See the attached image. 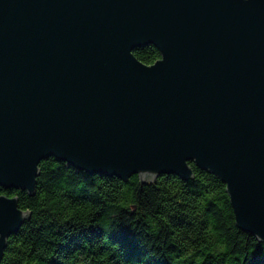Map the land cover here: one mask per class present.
I'll return each instance as SVG.
<instances>
[{
    "label": "water",
    "instance_id": "water-1",
    "mask_svg": "<svg viewBox=\"0 0 264 264\" xmlns=\"http://www.w3.org/2000/svg\"><path fill=\"white\" fill-rule=\"evenodd\" d=\"M48 158L143 183L192 163L264 244V0H0V189L33 196ZM28 216L0 195V262Z\"/></svg>",
    "mask_w": 264,
    "mask_h": 264
},
{
    "label": "trees",
    "instance_id": "trees-1",
    "mask_svg": "<svg viewBox=\"0 0 264 264\" xmlns=\"http://www.w3.org/2000/svg\"><path fill=\"white\" fill-rule=\"evenodd\" d=\"M133 55L146 65L159 58L151 45ZM189 165V181L143 183L41 161L33 196L0 189L29 214L0 264H264V244L236 226L226 186Z\"/></svg>",
    "mask_w": 264,
    "mask_h": 264
}]
</instances>
